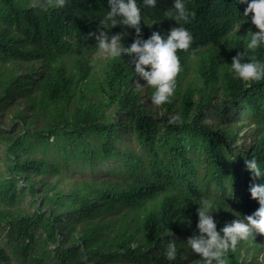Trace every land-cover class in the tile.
I'll return each mask as SVG.
<instances>
[{
  "label": "trees",
  "instance_id": "1",
  "mask_svg": "<svg viewBox=\"0 0 264 264\" xmlns=\"http://www.w3.org/2000/svg\"><path fill=\"white\" fill-rule=\"evenodd\" d=\"M140 2L143 39L176 25L164 15L172 0ZM186 4L196 13L185 23L193 41L178 50L175 94L157 106L132 56L98 50L101 29L122 33L125 47L137 35L100 23L107 0H0V123L11 122L0 132L9 174L0 182V264H45L30 257L38 226L72 264H200L187 240L199 234L204 198L219 207L217 231L259 207L249 188L264 178L245 158L264 166V81L228 70L238 52L264 60V47L246 49L258 29L250 19L237 29L239 0ZM176 113L182 121L169 123ZM26 197L31 212L20 207ZM170 240L174 261L164 255ZM227 264H264V234L242 239Z\"/></svg>",
  "mask_w": 264,
  "mask_h": 264
},
{
  "label": "clouds",
  "instance_id": "2",
  "mask_svg": "<svg viewBox=\"0 0 264 264\" xmlns=\"http://www.w3.org/2000/svg\"><path fill=\"white\" fill-rule=\"evenodd\" d=\"M65 0H54L55 6H62ZM146 7L155 8L159 0H142ZM246 3L243 16L240 17L239 29L242 23L251 20L256 31L248 30L249 39L247 50H256L264 47V0H239ZM108 10L100 23L106 27L116 25L130 26L135 29L136 37L130 46L122 43V33H109L101 29L96 35L98 50L105 57L119 58L121 53L129 54L135 60L134 72L142 77L147 85L154 88L151 102L161 106L170 101L177 88V76L181 71V61L178 50H187L193 41V34L185 27L186 22L196 15L195 11L187 7L186 0H172L171 7L164 10L165 17H171L177 23L163 34L153 31L149 38L143 39L139 34L142 31L141 21L144 20L140 0H107ZM249 14L251 16L249 17ZM158 22H153V24ZM249 55V54H248ZM244 52H238L232 57L228 70L233 78L247 83L264 81V60L252 57L242 59ZM227 65V64H226ZM148 66V67H146ZM135 87L144 86L139 80ZM182 121V116L176 113L171 116L169 123ZM210 123L211 121H207ZM246 168L254 178H264V166L256 156L245 158ZM251 197L258 201L259 207L246 218H237L226 223L221 231H217L216 220L212 213L218 206L212 200L204 198L197 209L199 230L198 235L188 238L187 247L201 256L200 264H227V254L230 249L236 248L242 239H248L251 234H264V183H253L249 188ZM179 254L177 242L170 240L164 249V255L169 261L176 260Z\"/></svg>",
  "mask_w": 264,
  "mask_h": 264
},
{
  "label": "rangeland",
  "instance_id": "3",
  "mask_svg": "<svg viewBox=\"0 0 264 264\" xmlns=\"http://www.w3.org/2000/svg\"><path fill=\"white\" fill-rule=\"evenodd\" d=\"M9 117H10L9 115H6L4 117L3 123H0V132L1 130L2 131L7 130L8 128L7 126L11 125ZM16 129L18 128L16 127ZM4 147H5V144L2 138L0 137V182L9 178V174L5 171V168L3 166ZM20 207L29 212H31L34 209L33 204L30 203V199L27 197L24 200H22ZM1 227L2 226H0V228ZM3 231H4L3 233H5L7 229H3ZM46 236H47V233L44 231L42 226H38L35 229V234H34L35 245L33 246L32 251L30 252V257H34L35 255L37 257H41V259L45 262V264H54L56 262L62 263V260H65L66 264H72L73 259H69L65 257L62 253H60V251L56 252L54 244L46 242ZM0 240H5L4 234L0 237ZM15 263L20 264L17 259L15 260Z\"/></svg>",
  "mask_w": 264,
  "mask_h": 264
},
{
  "label": "bare ground",
  "instance_id": "4",
  "mask_svg": "<svg viewBox=\"0 0 264 264\" xmlns=\"http://www.w3.org/2000/svg\"><path fill=\"white\" fill-rule=\"evenodd\" d=\"M199 261V260H198Z\"/></svg>",
  "mask_w": 264,
  "mask_h": 264
}]
</instances>
